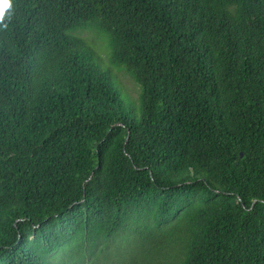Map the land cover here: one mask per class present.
Here are the masks:
<instances>
[{
	"label": "trees",
	"instance_id": "1",
	"mask_svg": "<svg viewBox=\"0 0 264 264\" xmlns=\"http://www.w3.org/2000/svg\"><path fill=\"white\" fill-rule=\"evenodd\" d=\"M113 252L264 264V0H8L0 264Z\"/></svg>",
	"mask_w": 264,
	"mask_h": 264
},
{
	"label": "rangeland",
	"instance_id": "2",
	"mask_svg": "<svg viewBox=\"0 0 264 264\" xmlns=\"http://www.w3.org/2000/svg\"><path fill=\"white\" fill-rule=\"evenodd\" d=\"M99 45H100L99 42L93 43V46L95 48H97V50L100 52L103 49V47H99ZM121 78H122V81L127 86L128 90L132 93V95L135 96L137 94V91H138L137 86L133 83V81L129 78V76H127L125 74H121ZM127 258H128L127 253L118 254V253L113 252L111 254V257L108 259V261H106V263H104V261L100 260L97 262V264H116V262L118 260L127 259ZM68 261H69V257L66 256V261H64L63 264H68Z\"/></svg>",
	"mask_w": 264,
	"mask_h": 264
},
{
	"label": "clouds",
	"instance_id": "3",
	"mask_svg": "<svg viewBox=\"0 0 264 264\" xmlns=\"http://www.w3.org/2000/svg\"><path fill=\"white\" fill-rule=\"evenodd\" d=\"M8 7V0H0V21L3 20L4 9Z\"/></svg>",
	"mask_w": 264,
	"mask_h": 264
}]
</instances>
